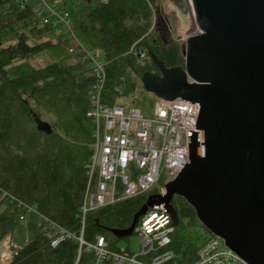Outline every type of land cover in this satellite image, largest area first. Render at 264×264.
Masks as SVG:
<instances>
[{"label": "trees", "instance_id": "1", "mask_svg": "<svg viewBox=\"0 0 264 264\" xmlns=\"http://www.w3.org/2000/svg\"><path fill=\"white\" fill-rule=\"evenodd\" d=\"M155 5V0H98L96 7L73 22L82 34L97 36L106 62L103 100L107 104L115 105L133 95L145 72H159L150 51L168 68L184 67L185 54L178 44L163 43L156 30L150 32ZM33 13L31 6L20 10L17 0H0V208L10 199L0 210V244L13 234L20 211L26 214L24 207L28 206L47 225L70 236L53 247L55 234L41 232L22 248L13 247L9 264H93L95 256L86 244L103 237L110 250H118V241L128 237L117 238L110 230L129 228L157 189L89 214L82 228L81 208L94 142V123L87 116L93 80L79 56L73 62H53L19 76L8 75L9 65L31 60L60 43L49 36L34 40L43 33L51 36L48 26L33 23L26 32L23 22ZM12 32L18 33L17 40L4 46L3 40ZM133 46L147 51V61L130 52ZM33 112L52 122L51 134L38 130ZM172 204L179 224L171 244L159 252L171 251L177 264H190L209 231L183 198L176 196ZM193 228L204 229L201 242L191 236Z\"/></svg>", "mask_w": 264, "mask_h": 264}, {"label": "water", "instance_id": "2", "mask_svg": "<svg viewBox=\"0 0 264 264\" xmlns=\"http://www.w3.org/2000/svg\"><path fill=\"white\" fill-rule=\"evenodd\" d=\"M170 1L184 13L191 9L189 0ZM190 2L198 33L187 38L184 67L168 68L150 51L159 73L145 72L140 82L156 98L199 105L201 136L188 130L189 163L165 185L166 194H151L129 228L110 231L131 236L141 216L162 204L176 227L177 196L243 260L264 264V0ZM156 15L168 43L162 7ZM33 118L39 131L52 133L51 123L34 112Z\"/></svg>", "mask_w": 264, "mask_h": 264}, {"label": "built area", "instance_id": "3", "mask_svg": "<svg viewBox=\"0 0 264 264\" xmlns=\"http://www.w3.org/2000/svg\"><path fill=\"white\" fill-rule=\"evenodd\" d=\"M17 3L20 10L31 6L38 13L40 24L57 29L63 42L75 39L72 20L62 6L49 0H17ZM69 52L81 58L93 80L91 108L87 116L94 123V142L81 208L84 228L86 217L103 207L148 194L154 189L157 192L152 194H166L165 185L189 163L188 130L197 132L199 138L201 136L200 130L195 128L200 107L181 99L168 101L156 97L148 113L123 101L107 104L103 100L106 62L101 49L87 50L79 45L70 46ZM130 52L140 59L147 58L144 49L133 46ZM24 208L34 211L32 207ZM172 224L173 219L165 205L154 206L141 216L134 231L140 239V253L135 254L129 248L110 250L103 237L86 244L87 250L95 256L93 264L105 261L112 264H177L173 252H159L171 244L175 229ZM57 229L53 247L70 236ZM79 240L81 244L85 243ZM190 264L249 263L230 249L222 238L211 234Z\"/></svg>", "mask_w": 264, "mask_h": 264}, {"label": "rangeland", "instance_id": "4", "mask_svg": "<svg viewBox=\"0 0 264 264\" xmlns=\"http://www.w3.org/2000/svg\"><path fill=\"white\" fill-rule=\"evenodd\" d=\"M155 1L156 5L153 9L152 27L150 29V32L154 30L157 31L156 11L158 7H162L165 16L168 18L169 24L171 26V37L169 38L168 44H178L181 52L184 54L188 36L195 34L198 31L197 25L192 18L190 11L186 13L182 12V10L175 4H173L170 0ZM49 2H54L53 4L57 3L58 5L62 6L61 9L69 13L72 23L75 22V20L82 16L84 13L90 11L98 5V0H49ZM33 23L37 24L39 27L43 26L39 22L38 13L36 11L32 14V17H30V19L23 22L27 33L31 30L32 27H34ZM50 30L52 33L51 36L50 34L46 36V34L43 33L41 35V39H39L38 37H34V40H46L49 36L53 42L60 43L50 47L46 52L35 56L31 60L17 61L9 65L7 67V71L10 77L22 75L26 72L35 70L39 67H44L53 62H73L76 58V55L70 54V46L79 47L80 45L87 50H91L99 46V42L95 34L84 35L75 26L73 27V32L75 35V39H77L78 42H76L74 38L72 39V41H68L66 43L61 42V37L59 36L57 29L50 28ZM17 36L18 33L12 32L11 35L3 40L4 46L14 44L17 40ZM141 60L147 61V58H142ZM137 84L138 85L136 86V92L131 96L122 98L120 101L130 104L132 107L142 109L144 113H148L151 110V106L153 105L155 96L147 92L140 84V82H138V80ZM31 104L36 107L35 102H31ZM42 119L52 124V122L47 117L44 116L42 117ZM165 180H167V177H165ZM9 203L10 199H6L3 202L0 210L7 206ZM19 215L24 216V218H20L18 220L13 234L7 237L0 244V264H9L11 262L12 256L14 254L13 247L15 249L22 248L26 243H28L41 232L52 235L58 232V230L54 228V226L47 225L46 221L37 212L27 211L26 214H24L21 210ZM204 234L206 233L203 228L191 229V236L197 242H201L203 240ZM207 235L210 236L211 233L209 232L207 233ZM117 245L119 248H129L130 251L135 254H138L141 251L140 239L135 233L129 236L126 240L118 241Z\"/></svg>", "mask_w": 264, "mask_h": 264}, {"label": "bare ground", "instance_id": "5", "mask_svg": "<svg viewBox=\"0 0 264 264\" xmlns=\"http://www.w3.org/2000/svg\"><path fill=\"white\" fill-rule=\"evenodd\" d=\"M189 5H190V7H191V9H190L191 16H192V18H193L194 21H195L194 11H193V9H192V6H191V2H190V0H189ZM196 33H198V31H197Z\"/></svg>", "mask_w": 264, "mask_h": 264}, {"label": "flooded vegetation", "instance_id": "6", "mask_svg": "<svg viewBox=\"0 0 264 264\" xmlns=\"http://www.w3.org/2000/svg\"><path fill=\"white\" fill-rule=\"evenodd\" d=\"M159 73V72H158Z\"/></svg>", "mask_w": 264, "mask_h": 264}]
</instances>
